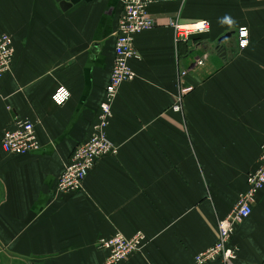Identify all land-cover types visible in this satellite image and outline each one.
Returning <instances> with one entry per match:
<instances>
[{"label":"crops","instance_id":"1","mask_svg":"<svg viewBox=\"0 0 264 264\" xmlns=\"http://www.w3.org/2000/svg\"><path fill=\"white\" fill-rule=\"evenodd\" d=\"M120 12L119 0L66 11L55 0H0V35L14 48L10 72L0 76V264H105L96 241L137 231L147 245L121 264H194L257 169L264 0H154V26L134 41L136 78L119 88L106 130L118 154L100 159L81 191L55 192L97 121ZM202 20L208 34L175 41L171 21ZM242 27L248 45L239 50ZM58 87L70 93L61 107L51 101ZM182 91L177 113L171 107ZM23 120L35 126L40 149L9 155L2 136ZM229 246L238 250L231 264H264V190Z\"/></svg>","mask_w":264,"mask_h":264},{"label":"built area","instance_id":"2","mask_svg":"<svg viewBox=\"0 0 264 264\" xmlns=\"http://www.w3.org/2000/svg\"><path fill=\"white\" fill-rule=\"evenodd\" d=\"M121 12L117 20L115 32L114 58L108 83L105 87L104 97L99 105L96 123L92 126V132L88 140L75 146L69 160L64 165L57 178L55 192L67 195L79 192L83 189L84 181L97 162L105 157H113L118 154V146L107 137L106 130L112 117V106L122 84L131 82L136 74L130 66L131 60L139 59L135 49V37L153 28L154 23L149 16V7L154 0H119ZM169 27L172 30L175 41H185L192 36L208 34L210 23L202 20L195 23L182 25L177 21H171ZM248 45V30L244 27L237 31V47L243 50ZM14 48L12 39L8 35H0V76L10 72ZM204 58L192 63V69L203 64ZM180 71L179 77L185 75ZM180 92L171 109L181 112ZM70 93L64 87H58L51 96L54 105L61 107L69 99ZM3 151L9 155L25 156L39 151L35 126L28 120L16 121L13 130L4 132L1 139ZM257 169L246 177V190L239 195L232 210L217 221V238L215 243L198 253L194 257V264H231L237 257V248L229 246L236 227L248 219L252 213V207L256 196L264 190V141L260 146ZM96 248L106 251L105 264H121L135 254L140 253L147 245V238L141 231L126 237L117 232L111 237H101L96 243ZM2 248L0 247V253Z\"/></svg>","mask_w":264,"mask_h":264},{"label":"water","instance_id":"3","mask_svg":"<svg viewBox=\"0 0 264 264\" xmlns=\"http://www.w3.org/2000/svg\"><path fill=\"white\" fill-rule=\"evenodd\" d=\"M58 4L59 7L63 10L66 11L68 9H70L72 6L80 3V2H85V3H90L96 0H55ZM230 37V35H225L224 37H222L221 39H219L218 41V46L220 44H223L228 38ZM204 52V51H203ZM222 56L225 57L226 53L222 51Z\"/></svg>","mask_w":264,"mask_h":264}]
</instances>
